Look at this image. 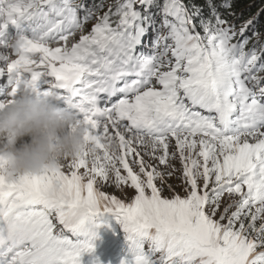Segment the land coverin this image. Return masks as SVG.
I'll use <instances>...</instances> for the list:
<instances>
[{"label":"snow or ice","instance_id":"obj_1","mask_svg":"<svg viewBox=\"0 0 264 264\" xmlns=\"http://www.w3.org/2000/svg\"><path fill=\"white\" fill-rule=\"evenodd\" d=\"M207 3L206 20L184 0H117L85 35L104 0L82 2L83 16L72 0H0V47L18 57L0 56L14 76L0 108L26 87L72 111L96 149L91 159L82 153L38 174H0V264H81L94 252L95 218L105 214L124 234L119 264H264V76L256 74L264 64L256 67L255 45L247 49L253 21L233 43L235 25ZM8 25L15 38L5 35ZM253 37L260 43L258 32ZM145 38L149 51L138 53ZM134 142L166 167L179 153L183 196L171 184L172 195H163L175 169L158 171ZM98 182L124 197L130 186L134 196L123 202ZM90 264L100 261L92 256Z\"/></svg>","mask_w":264,"mask_h":264},{"label":"clouds","instance_id":"obj_2","mask_svg":"<svg viewBox=\"0 0 264 264\" xmlns=\"http://www.w3.org/2000/svg\"><path fill=\"white\" fill-rule=\"evenodd\" d=\"M95 151L94 143L84 139L83 124H75L72 111L26 87L0 108V174H38L82 153L91 159Z\"/></svg>","mask_w":264,"mask_h":264},{"label":"trees","instance_id":"obj_3","mask_svg":"<svg viewBox=\"0 0 264 264\" xmlns=\"http://www.w3.org/2000/svg\"><path fill=\"white\" fill-rule=\"evenodd\" d=\"M98 1L99 0H95L94 3H98ZM116 2L117 0H109V4L114 5ZM163 2L164 0H157V4L161 6L163 5ZM184 3L187 4L189 8L195 4L202 10V18L206 20L211 19L207 0H184ZM212 3L215 5L216 11L220 16L227 21L225 26L235 25L236 36L232 41L233 43L239 42L243 39L240 35L241 27H243L248 20L253 21V24L248 27V30L244 35L252 38L247 45V49H251L253 45H255L257 54L260 57L256 64V67L259 68V66L264 63V51H261V47L264 46V39L260 40V43H257L256 39L253 37V32L256 31L261 34L264 30V0H227V3L231 4L230 8L225 5V0H212ZM153 8H155V6ZM156 9L158 8L156 7ZM105 11L107 10L104 8L101 9L98 16L103 15L102 13ZM201 17H197V25H199ZM113 19L115 20V18ZM197 31H200L201 34H203L199 27H197Z\"/></svg>","mask_w":264,"mask_h":264},{"label":"rangeland","instance_id":"obj_4","mask_svg":"<svg viewBox=\"0 0 264 264\" xmlns=\"http://www.w3.org/2000/svg\"><path fill=\"white\" fill-rule=\"evenodd\" d=\"M99 2L100 1H98V3ZM104 4H105L104 9L108 10L107 6L109 5V0H105ZM87 5L90 6L89 3ZM136 6L140 7L139 4H137ZM97 18L95 16L93 19H90L89 23L84 25L83 34L87 35V34L90 33L91 28L97 23ZM161 18L162 17L160 16V14H158L155 17L157 26H159ZM161 31H166V30L161 29ZM80 35H81V33L78 31V34L75 36V39L71 43H73L75 41H78ZM149 38H147V39L149 40ZM262 39H264V30L260 34V40H262ZM148 40H146L144 45H141V47H147L148 46ZM260 75L264 76V72H261ZM169 145H170L169 153L175 152L176 149H175V140L174 139H170L169 140ZM133 147H135V148H137L139 150L141 156H143L144 160L147 163H150L152 165H156L158 171L166 172V171H169L170 168L171 169L172 168L175 169L174 174L171 177H165L166 184H165L164 192H163L164 196H171L172 195V193L169 192L168 189H167V184H171L173 186V188L176 190V192H178L181 196L184 195V191H183V188H182V184H183V180H182L183 166H182L180 158H179V153L176 154L175 158H171V156H170V158H169V166L166 167L164 165H159L158 160L152 159L149 156L145 155V149L142 146H140L139 144H136L134 142L133 143ZM197 151H198V148H197ZM161 154H162V149L158 150L157 153H156L157 156H159ZM187 154H188V152H187V150H185V155H187ZM133 167H134V170L138 171V168H136L135 165H133ZM64 170L67 172V168L66 167H65ZM121 173H122V175H126V173H124L122 169H121ZM111 183H112V181L110 180L109 184H111ZM156 183H157L158 186L160 185V181L159 180H157ZM201 183H202V181H201ZM97 187H98L99 190L104 191L106 194L115 195L118 199H121L123 202H130L131 198L134 196V190L130 186H124V191L127 193V197H124L122 195V192L120 190H118L114 186H109V187L104 186L103 182H98ZM232 199L233 200L237 199V197H233ZM227 203H229V198L227 197V195H225V197L222 199V202H221V210H222L223 206L225 204H227ZM232 210H235V209H232ZM257 223L259 224V221ZM112 227L118 234L123 233L122 230L120 229L119 225L116 224L114 219L112 220ZM157 254L158 253H156V255Z\"/></svg>","mask_w":264,"mask_h":264},{"label":"bare ground","instance_id":"obj_5","mask_svg":"<svg viewBox=\"0 0 264 264\" xmlns=\"http://www.w3.org/2000/svg\"><path fill=\"white\" fill-rule=\"evenodd\" d=\"M75 6H77V5H79V3H73ZM151 35V34H150ZM146 40H148L147 38H145V40H144V42H143V44L142 45H144V43L146 42ZM102 154H103V152H102ZM102 156V155H101ZM170 170H171V168H170ZM166 171V170H165ZM167 172V171H166Z\"/></svg>","mask_w":264,"mask_h":264}]
</instances>
